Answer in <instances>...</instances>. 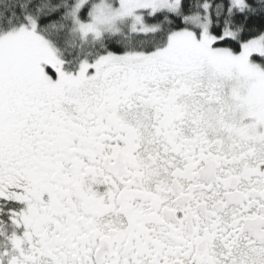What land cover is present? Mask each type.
<instances>
[{"label":"snow or ice","instance_id":"snow-or-ice-1","mask_svg":"<svg viewBox=\"0 0 264 264\" xmlns=\"http://www.w3.org/2000/svg\"><path fill=\"white\" fill-rule=\"evenodd\" d=\"M0 264H264V0H0Z\"/></svg>","mask_w":264,"mask_h":264}]
</instances>
